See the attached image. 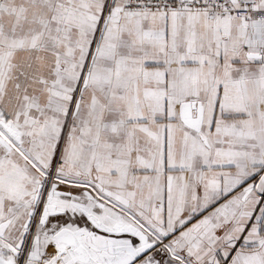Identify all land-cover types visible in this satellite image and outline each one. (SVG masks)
<instances>
[{
  "label": "snow or ice",
  "instance_id": "obj_1",
  "mask_svg": "<svg viewBox=\"0 0 264 264\" xmlns=\"http://www.w3.org/2000/svg\"><path fill=\"white\" fill-rule=\"evenodd\" d=\"M0 264H264V0H0Z\"/></svg>",
  "mask_w": 264,
  "mask_h": 264
}]
</instances>
